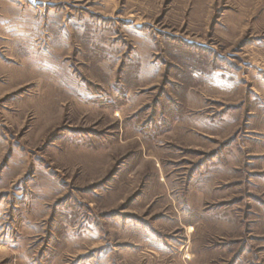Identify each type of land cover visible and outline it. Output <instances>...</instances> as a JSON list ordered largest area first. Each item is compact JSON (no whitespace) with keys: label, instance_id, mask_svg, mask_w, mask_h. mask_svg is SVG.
Wrapping results in <instances>:
<instances>
[{"label":"rangeland","instance_id":"rangeland-1","mask_svg":"<svg viewBox=\"0 0 264 264\" xmlns=\"http://www.w3.org/2000/svg\"><path fill=\"white\" fill-rule=\"evenodd\" d=\"M0 264H264V0H0Z\"/></svg>","mask_w":264,"mask_h":264}]
</instances>
